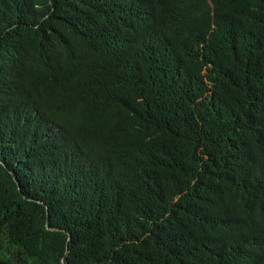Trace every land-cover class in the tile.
Wrapping results in <instances>:
<instances>
[{
    "label": "trees",
    "instance_id": "obj_1",
    "mask_svg": "<svg viewBox=\"0 0 264 264\" xmlns=\"http://www.w3.org/2000/svg\"><path fill=\"white\" fill-rule=\"evenodd\" d=\"M0 264H264V0H0Z\"/></svg>",
    "mask_w": 264,
    "mask_h": 264
},
{
    "label": "water",
    "instance_id": "obj_2",
    "mask_svg": "<svg viewBox=\"0 0 264 264\" xmlns=\"http://www.w3.org/2000/svg\"><path fill=\"white\" fill-rule=\"evenodd\" d=\"M15 180H16V178H15ZM18 188L20 189L19 184H18ZM46 228H47L48 230H55V231L58 229V228H54V229H53V228H50V227H49V222L46 223ZM70 237H71V235L69 234V239H70Z\"/></svg>",
    "mask_w": 264,
    "mask_h": 264
}]
</instances>
